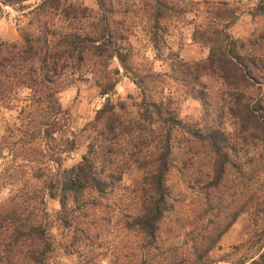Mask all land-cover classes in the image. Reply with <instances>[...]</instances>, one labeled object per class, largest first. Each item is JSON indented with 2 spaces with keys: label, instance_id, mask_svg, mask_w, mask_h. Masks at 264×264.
Returning <instances> with one entry per match:
<instances>
[{
  "label": "trees",
  "instance_id": "1",
  "mask_svg": "<svg viewBox=\"0 0 264 264\" xmlns=\"http://www.w3.org/2000/svg\"><path fill=\"white\" fill-rule=\"evenodd\" d=\"M34 1L18 39L0 44V107L17 113L0 139V189L10 190L0 204V264H58L56 254L76 264H217L212 253L244 215L256 255L228 264H264V32L234 39L239 14L227 2L127 0L121 12L118 0H96L97 10ZM190 13L192 41L207 57L172 54L169 72H138L135 20L159 52L169 23ZM114 63L137 97L111 100ZM73 79L106 96L79 133L68 131L59 101ZM166 80L199 104L197 120L179 117L160 88ZM81 138V160L62 168ZM46 197L59 204L54 214Z\"/></svg>",
  "mask_w": 264,
  "mask_h": 264
},
{
  "label": "rangeland",
  "instance_id": "2",
  "mask_svg": "<svg viewBox=\"0 0 264 264\" xmlns=\"http://www.w3.org/2000/svg\"><path fill=\"white\" fill-rule=\"evenodd\" d=\"M80 3L91 10H97L96 0H71ZM196 2H227L235 8L239 17L228 32L238 40L244 41L253 34L264 32V0H194ZM0 0V44L14 42L18 39V28L26 23L28 17L26 13L34 7L38 1H27L16 5H3ZM124 11L127 7V0H118ZM122 8V9H121ZM139 7H137L138 9ZM196 20L201 21L204 18L203 12L196 13ZM125 17V18H124ZM127 25V13L123 16ZM194 19V13L187 14L183 19L169 23L167 31L163 38L165 46L161 47L159 52L155 51L148 37L144 34L140 26V20L136 19L132 32L129 35V42L133 48V62L138 72H144L148 69L155 73L169 72L171 55H176L179 59L190 61L204 60L208 55V49L205 45L194 43L192 41L193 26L190 24ZM112 68H118L117 84L114 94L110 97L113 102L127 99V96L137 97V90L133 79L125 73L116 63ZM164 89V96L171 99L178 115L182 119L197 120L200 116L199 104L187 97L180 86L172 80H166L160 87ZM264 91V90H263ZM105 97L99 95L98 89L89 82H81L73 79L66 83L59 94V101L64 110L69 114L68 131L79 133L80 130L91 121L98 109L105 102ZM16 109H5L0 107V139L4 134L7 125H12L16 118ZM86 151L85 139H79V146L71 154L67 155L62 162V168L69 169L75 166ZM4 162L0 159V172ZM127 183V179H125ZM10 196L9 188L0 189V204ZM45 207L49 214H54L59 204L56 200L46 197ZM250 226L248 218L241 216L233 226L222 236L219 249L212 253V258L216 261L223 260L217 264L236 263L240 260H247L256 255V250L249 249L246 241L249 239ZM237 251L233 247L239 246ZM244 260V261H245ZM55 261L58 264H76V259L71 255L56 254ZM227 262V263H226Z\"/></svg>",
  "mask_w": 264,
  "mask_h": 264
}]
</instances>
